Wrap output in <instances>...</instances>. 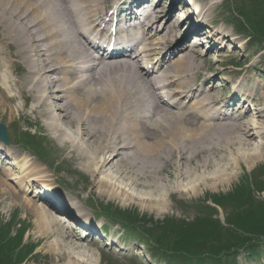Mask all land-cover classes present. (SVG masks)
<instances>
[{
	"label": "bare ground",
	"instance_id": "1",
	"mask_svg": "<svg viewBox=\"0 0 264 264\" xmlns=\"http://www.w3.org/2000/svg\"><path fill=\"white\" fill-rule=\"evenodd\" d=\"M175 1L162 13L151 7L154 2L147 8L148 0H0L2 116L10 124L14 112L21 113L25 123L44 130L61 155L68 153L64 160L74 156L99 196L136 200L160 212L170 208L171 197L182 206L202 205L208 195L191 200L200 187L211 191L229 183L241 165L249 170L257 163L264 148L261 138L256 142L264 135L262 94L241 89L239 95L235 88L229 99L217 96L209 83L214 73L203 75L210 70L208 60L190 41L217 0L195 7L196 21L191 6L185 5L181 20L172 24ZM134 7L140 12L131 27ZM110 10V17L117 11L115 34L107 35L105 22L100 36L105 47L113 40L125 49L106 55L87 37L97 34ZM217 32L209 34L213 46L227 37L219 34L215 40ZM149 64L151 70L144 71ZM13 100H19L16 110ZM28 105L32 118L24 112ZM0 150H6L1 142ZM7 157L5 170L0 163V198L8 201V208L31 215L41 237L50 236L51 225L63 221L66 226L55 237L64 244L53 240L47 251L66 259L65 264H98L101 257L74 252L85 245L62 218L72 208L52 192L50 175L40 164L29 161L26 166L23 160L11 176L18 161ZM249 173L244 171L242 178ZM32 189L37 193L28 197ZM44 199L49 200L42 204ZM100 204L105 210L126 211ZM79 209L73 215L85 217Z\"/></svg>",
	"mask_w": 264,
	"mask_h": 264
},
{
	"label": "rangeland",
	"instance_id": "2",
	"mask_svg": "<svg viewBox=\"0 0 264 264\" xmlns=\"http://www.w3.org/2000/svg\"><path fill=\"white\" fill-rule=\"evenodd\" d=\"M157 1L153 6L154 10L164 13L166 0H160L158 4ZM203 1L207 2V0H176L174 2L175 11L169 19L170 23H176L178 9L186 12L184 7L189 5L193 10ZM178 2L180 4H177ZM263 16L264 0H217L214 6H210L209 16L202 25L203 29L194 33L190 40L196 44L201 57H206L208 60L206 69L210 70L203 71V75L214 73L212 74L214 75L213 80L209 83L214 84L217 96L225 95V99H229L235 88H238V94L241 89L259 91L262 94L259 107L264 110V21L262 19L258 21V18ZM193 20L196 21L195 14ZM159 22L162 23L160 19ZM214 31H218L215 34V40L220 38L219 34H227V37L223 36L224 41H218L221 45L217 43L212 49H208L202 45L200 40H196L197 36H200L201 39L210 41L208 34ZM210 64H215L214 68H209ZM229 103L232 104V101ZM18 105L19 100L11 102L14 110ZM24 112L32 118L29 105ZM5 116H2L0 112V124L6 127L10 142L7 145L3 144L8 151L5 153L15 157L16 162L18 161V164L11 166V176L16 174L15 167L21 165L23 160H26V166L29 161L40 164L43 171L50 175L49 179L56 187L55 190L62 199L66 200V204L72 203V211L76 212L78 207L80 212L85 214L84 218L81 216L82 220L73 217L71 213L63 218L70 217L69 226L74 231V238L85 245L79 251H74L76 254H81L84 258L90 253L95 258L99 256L101 258L97 260L98 264H161V262L163 264H205L204 260L208 261L207 264H228L234 260H238V264H264V232L260 235H248L251 230L257 228L256 225L259 227L263 224V221L255 218L254 208L262 212L261 218L263 219L264 206L257 204L264 202V148L260 160L249 170L241 165L237 169V176L229 183L218 185L211 191L200 187L197 195L191 200H200L208 195L209 198L203 200L205 204L199 207L195 205L186 207L171 197L168 199L171 204L170 208L160 212L150 209L147 204L138 205L136 200L123 202L119 198L109 200L108 196H99L90 176L80 169L74 156L71 155V159L64 160L68 153L61 152V155L58 152V144L50 136L48 137L44 130L36 129L25 123L21 113L14 112L10 124ZM249 120V117L244 119V121ZM260 121L264 125V112ZM17 137L23 142L19 143ZM260 138L264 142V135L256 137V142ZM36 150H39L41 155L35 153ZM3 157L4 155H0V160ZM6 167L4 165L2 169L5 170ZM244 171L250 173L242 178ZM35 192V189H32L30 193L28 192V197ZM182 197L184 202L191 203L188 201L189 198L186 199L184 195ZM214 198L220 201L225 200L230 207L222 209L218 203L217 205L212 203L214 208H206L204 205L213 201ZM108 202L114 204L118 210L120 208L126 210L121 214V220H125L121 228L103 217L100 203ZM38 203L41 201L38 200ZM7 204L8 201L4 197L0 198V240L3 241L7 236H14L13 233L18 234V240L17 237L16 240L22 250L19 254L22 258L20 257L18 264H65L66 259L51 255L52 249L47 251V247L53 243V240L58 241L60 246L64 244L55 236L58 228H64L66 225L61 224L62 222L60 225H51L50 236L41 237L38 230H35L34 219L31 215L25 216L21 209L16 207L10 210ZM238 211L244 213L248 222L239 220L241 225L236 228L232 227V229L229 226L230 220L238 218ZM214 219L220 221L222 226L213 223ZM139 223L144 227H141ZM253 224L255 226L248 231ZM19 234H21L20 237ZM176 234L180 236V241L177 242L186 241L182 247L177 246L176 249L170 251L168 248L163 249L164 245L154 243L155 239L161 243V236L170 237ZM235 234L239 237L247 236L236 245L239 248L236 247L235 250L229 248L224 250L225 252L218 250L224 242L229 243L232 239H237ZM104 235L111 243H115L114 246L109 241H103ZM202 238L209 240V243H206L209 246L200 247L192 243V240ZM12 240L13 237H11ZM27 242L30 245L26 244ZM239 245L257 250L260 254L259 258L254 259L246 252L240 253L242 247ZM186 246L192 247L194 251L186 250L184 248ZM180 248L182 250H177ZM236 250L239 251L238 256L235 254ZM14 251L16 250L7 254L9 260H5V264H11V259L13 260L14 256L18 255ZM0 253H2L1 248Z\"/></svg>",
	"mask_w": 264,
	"mask_h": 264
},
{
	"label": "trees",
	"instance_id": "3",
	"mask_svg": "<svg viewBox=\"0 0 264 264\" xmlns=\"http://www.w3.org/2000/svg\"><path fill=\"white\" fill-rule=\"evenodd\" d=\"M260 19H262L263 21H264V16L263 17H260V18H258V21H260ZM212 203H218L219 205H220V207L223 209H226V208H229L230 206L228 205V203H226L225 202V200H217V199H213V201H212ZM217 205V204H216ZM258 206H264V202H261L260 204H257ZM206 208H209L208 206H205ZM103 209V208H102ZM254 211L256 212V219L258 218V220L259 221H263V224L261 225V226H259L258 227V225H256L257 226V228L256 229H253V230H251L250 231V233L248 234V235H260V234H263V232H264V218L262 219L261 217H262V212H260V211H258V209L257 208H254ZM231 212H233V210H231ZM113 213H116V215L115 214H113ZM112 214L115 216V217H117V219L119 220V222H121V223H124L125 224V220H121V217H122V215L121 214H123V213H121V212H116V211H112ZM237 219L236 218H232L231 220H230V224H229V226L232 228H236L237 226H239V225H241V223H240V221L239 220H243L244 222H248V219L246 218V216L244 215V213H242V212H240V211H238V215H237ZM213 223H217L219 226H222V224L220 223V221H216V219H214V222ZM136 225V224H135ZM255 226V224H253V225H251L249 228H248V231L251 229V228H253ZM232 228V229H233ZM5 233H9V232H7V231H5ZM12 235H14V236H11V237H13V240L12 241H14V243H11L12 241H11V237L10 236H7L3 241H1L0 240V248L2 249V253H0V264L3 262V264H5V260H9V258H8V256H7V254L9 253V252H11V251H13V250H16V251H14L16 254H18L17 256H14V258H13V260L11 259V264H18V262L20 261V257L22 258V255L20 256L19 254H20V252H22V250L20 249V247H19V245H18V243H17V240H18V234H16V233H13ZM20 235L21 234H19V237H20ZM16 237H17V240H16ZM235 237L237 238V239H232V241H229V243L228 242H224L223 243V245L220 247V248H218V250H221V251H226V250H228L229 248H232V249H237L236 247H238V246H236L238 243H239V241H241L243 238H246L247 236L246 235H243V236H238V235H236L235 234ZM194 239V238H193ZM249 239V238H248ZM156 240V242L158 241L157 239H155ZM229 240V239H228ZM165 241H166V243H165ZM177 241H180V236H177V234L176 235H172V236H168L167 237V235H164V236H161V239H160V242L161 243H159V242H155L154 241V243L155 244H158V245H160V246H165V247H163V249L165 248H168L170 251L171 250H173V249H176V247L177 246H180V247H182V244L184 243V242H186V241H182L181 243H179V242H177ZM193 242V244H196V245H198V246H200V247H204V246H209V244H206L207 242L209 243V240L208 239H200V240H192ZM171 242V243H170ZM179 243V244H177V243ZM177 244V245H176ZM240 244V243H239ZM239 246H241V245H239ZM199 247V248H200ZM242 247V246H241ZM184 248H186V250H188V251H194L193 249H192V247H189V246H186V247H184ZM189 248V249H188ZM205 248H208V247H205ZM239 248V247H238ZM201 249V248H200ZM200 249H198V250H200ZM177 250H182V248H180V249H177ZM198 250H196V251H198ZM195 251V252H196ZM224 251V252H225Z\"/></svg>",
	"mask_w": 264,
	"mask_h": 264
},
{
	"label": "water",
	"instance_id": "4",
	"mask_svg": "<svg viewBox=\"0 0 264 264\" xmlns=\"http://www.w3.org/2000/svg\"><path fill=\"white\" fill-rule=\"evenodd\" d=\"M0 135H1L2 138L4 137L3 130L1 128H0Z\"/></svg>",
	"mask_w": 264,
	"mask_h": 264
}]
</instances>
